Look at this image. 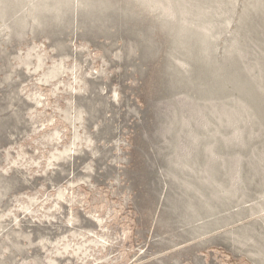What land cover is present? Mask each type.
Segmentation results:
<instances>
[{
  "label": "rangeland",
  "instance_id": "374dc122",
  "mask_svg": "<svg viewBox=\"0 0 264 264\" xmlns=\"http://www.w3.org/2000/svg\"><path fill=\"white\" fill-rule=\"evenodd\" d=\"M0 264H264V0H0Z\"/></svg>",
  "mask_w": 264,
  "mask_h": 264
}]
</instances>
